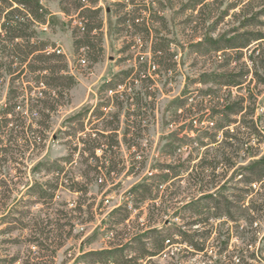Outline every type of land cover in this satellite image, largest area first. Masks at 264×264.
I'll return each instance as SVG.
<instances>
[{"label":"rangeland","instance_id":"obj_1","mask_svg":"<svg viewBox=\"0 0 264 264\" xmlns=\"http://www.w3.org/2000/svg\"><path fill=\"white\" fill-rule=\"evenodd\" d=\"M40 1L51 19L33 25L31 42L63 56L75 84L58 95L55 108L48 111L46 98H41L48 88L38 81L46 73L39 74L38 64L29 69L31 61L21 72L12 66L9 73V57L0 53V264H88L84 254L129 243L152 228L160 229L171 242L165 241L163 252L140 264H264V180L250 184L243 170L236 173L264 155V73L256 68L261 81L254 74L248 59L252 44L242 50L240 61L229 60L227 66L226 57L233 52L202 55L191 48L206 33L232 36L245 19L264 8V0H204L195 10L184 6L189 0H139L155 18L151 28L170 41L174 54L170 71L153 63L148 47H127L137 37L116 22V15L131 7L119 5L125 0H89L100 9L103 22V52L96 62H90L84 47L74 49L73 40L83 32L71 1ZM254 20L256 25L247 29L259 28L264 16ZM145 42L148 46L149 41ZM140 63L145 64L148 79L137 77L133 82V75L114 90L100 89L114 73L136 69ZM202 73H229L241 83H202L198 81ZM114 95L120 100L142 98L140 109L132 106L139 115L128 117L138 137L130 141L135 151L121 141L115 171L98 176L87 165L92 161L87 162V154L81 152L82 144L74 150L71 142L76 140L73 134H84H78L79 123L63 121L79 110L104 104L108 97L115 99ZM241 96L242 111L210 117L213 107L222 110ZM179 97H188L180 107L172 104ZM10 107V113L3 115ZM102 110L104 117L92 123L84 120L87 131L92 126L102 128L104 120L118 111L112 102ZM125 119L122 110L120 139ZM218 123L227 126L220 130ZM162 162L185 166L187 171L162 185L155 201L131 207L128 218L112 213L125 200L135 206L127 196L129 188L146 175L159 173L157 166ZM55 165L62 168L61 173L53 171ZM36 184L42 185L43 198L36 195ZM205 193L212 197L196 204L198 208L186 207ZM193 220L201 221L193 225ZM131 244L139 246L138 241Z\"/></svg>","mask_w":264,"mask_h":264},{"label":"trees","instance_id":"obj_2","mask_svg":"<svg viewBox=\"0 0 264 264\" xmlns=\"http://www.w3.org/2000/svg\"><path fill=\"white\" fill-rule=\"evenodd\" d=\"M68 1V0H64ZM73 8L76 11L78 20L80 21L79 29L83 32L81 38H75L73 40V46L75 50L84 47L86 49V55L89 58L90 62H96L99 59V56L103 52L102 47V38H101V29H102V19L99 16L100 9L96 8L89 0H70ZM125 0L119 5L122 8L130 6V9L126 10L122 16L116 15V22L118 26L124 25L125 29L130 30L135 38L131 41V44H128L127 47L139 45L141 49L148 47L152 53L153 63L161 64L165 67L167 71H170L173 67L171 60L174 56L169 50V42L164 38L158 36V32L151 28L155 18L146 10V5H144L139 0ZM204 0H189L184 6L195 10L198 5L202 4ZM63 12L68 13L69 8L63 6ZM226 14V11L223 12V15ZM264 16V8L258 10L253 17L245 19L240 26L234 29L231 33L232 36L227 35L229 33L218 34L215 37L210 36L209 34H203L200 36V40L191 45V48L194 52L200 53L202 55L207 54L208 52L218 53L231 51L233 56L226 57V66L229 64V60L240 61L243 56L242 50L253 45V49L248 56V59L251 63V66L254 68V74L256 78L261 81L260 76L257 74V69L260 68L264 73V22H259L257 29L249 30L247 27L249 25H256L255 20L258 17ZM51 19V16L48 10L42 5L40 0H0V53L6 54L9 57L8 72L12 69V66L15 68H20L25 65V63L31 61V64L28 66L29 69L34 70V65L38 64L37 69L39 74H44V80H38L42 82V85L48 88L47 91H43L41 98H46L45 106L47 110L54 109V103H56V98L62 96L63 92H66L75 84V78L68 73L67 62L65 58L61 55L53 53H47L44 48V44H38L37 42L32 43L31 39L34 37V30L32 29L34 24H43L47 23ZM164 22H162V25ZM113 31L112 26L110 27V33ZM146 40L149 41V45H146ZM130 43V42H129ZM143 51V50H142ZM85 61V59H82ZM18 62L16 64L15 62ZM169 61V62H168ZM150 63V62H149ZM147 64V68L150 69L151 64ZM166 63V64H165ZM144 63H140L135 69L133 67L122 70L118 73H114L109 80H105L101 83L100 89L114 90L115 87L119 84H123L125 79L132 77L133 82L138 77L139 79H148L147 71L144 68ZM34 67V68H33ZM153 70H155L154 64H152ZM36 69V68H35ZM65 72V73H63ZM63 73V74H61ZM142 75V76H140ZM238 76H232V74L225 73H202L200 74L198 81L202 83L214 82L219 83L220 85L225 86H239L241 80L237 79ZM241 77V75L239 76ZM12 92L9 93V100L11 99ZM148 94V93H146ZM185 94V91L183 92ZM149 95V94H148ZM113 97L107 98L104 104H98L91 108H86L79 110L63 121V124L70 122H78L79 130L78 134L81 132L84 133L83 136H78L73 134V137L76 140L71 142L74 144V150L79 148V143L82 144L80 150L82 153L87 154L88 160L92 163H87L91 168V171L98 176L103 174L110 175L113 173L119 164L116 159L117 149H120L121 141L127 145L129 149L134 150L135 144H130V141L138 137V131L134 130L135 124L130 126L128 124L130 115H136L138 112L132 110V106L136 105L140 109V102L142 98L136 96L135 98H130L126 96L123 100L119 99V96L114 95ZM133 102H132V101ZM188 97L177 98L172 101V104L180 107L187 102ZM244 97H240L237 102L228 104L226 108L218 110L217 108H212L210 112V117L212 118L214 114L217 113H238L243 110L242 102ZM111 102L118 109V111L110 115L109 120H104L102 128L97 126H92L91 131L86 130V125L84 120L92 123L94 118L100 119L104 117L105 112L102 108H107ZM10 108L3 110L2 114L6 115L10 113ZM124 111L126 119L125 128L122 132V137H119L120 130V115L121 111ZM133 111V112H131ZM135 112V113H134ZM139 115V114H138ZM225 116V117H226ZM225 121H231L225 119ZM139 123L137 124L138 129ZM227 125L223 123L216 124V128L222 130L223 127ZM255 129L254 126H252ZM25 131V130H23ZM258 136L260 135L258 130H254ZM29 133L34 136V130L29 128ZM248 150V148H245ZM100 152L101 155H98L97 152ZM172 154V153H171ZM53 163H48L51 165ZM41 163L36 165V169ZM212 170L215 168V165H210ZM53 171H56V174L61 173L62 168L54 166ZM159 168V173L150 174L143 177V179L136 184L132 185L128 192L127 196L131 198V201L135 202V206H129L128 202L125 200L118 208L113 210L112 213L121 212L123 218H128L130 214L131 207L139 208L142 203L146 201H155L158 198L159 188L170 181H173L176 177H180L183 172L187 171V167L178 166L171 162H162L157 166ZM228 167H231V164H228ZM203 170H206L207 167H202ZM49 169H52L51 166ZM201 170V169H200ZM239 170H243L246 173L244 178L245 182L252 183L264 180V155L257 157L249 161L245 166H242L236 171L239 173ZM241 174V173H240ZM242 176V174H241ZM98 180L101 181V177H98ZM33 189H36V195L39 198L45 196V191L42 188L41 184L34 185ZM83 190L82 188H79ZM85 191V190H84ZM204 191V190H202ZM201 191V192H202ZM205 192V191H204ZM212 195L210 193H205L201 195L198 199H195L191 204L186 207L195 206L202 200L210 199ZM200 209V208H199ZM197 211L198 209H195ZM201 220H193L191 224H196ZM167 235L162 234L160 229L152 228L143 232L140 235H135L131 240L123 244H117L108 249L95 250L87 254H84L83 259L87 261L88 264H140V260L148 259L154 257L157 254L163 252L165 249V241L168 243L171 242ZM187 236V235H186ZM154 237V238H153ZM152 239L151 245L148 246V241ZM141 239H144L142 242ZM132 241H138V248L131 247ZM184 241L191 243L190 239L184 238ZM198 247V246H196ZM133 251V255L128 254Z\"/></svg>","mask_w":264,"mask_h":264},{"label":"built area","instance_id":"obj_3","mask_svg":"<svg viewBox=\"0 0 264 264\" xmlns=\"http://www.w3.org/2000/svg\"><path fill=\"white\" fill-rule=\"evenodd\" d=\"M78 26H80V21L78 22V24H77ZM58 53L60 52V50L59 49H55ZM82 62L84 63L85 61L84 60H82Z\"/></svg>","mask_w":264,"mask_h":264}]
</instances>
